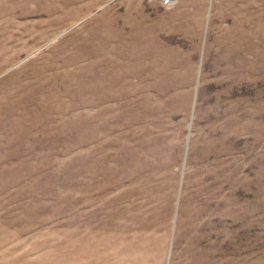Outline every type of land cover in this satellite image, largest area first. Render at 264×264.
I'll return each mask as SVG.
<instances>
[{"label": "rangeland", "instance_id": "1", "mask_svg": "<svg viewBox=\"0 0 264 264\" xmlns=\"http://www.w3.org/2000/svg\"><path fill=\"white\" fill-rule=\"evenodd\" d=\"M0 264H264V0H0Z\"/></svg>", "mask_w": 264, "mask_h": 264}, {"label": "built area", "instance_id": "2", "mask_svg": "<svg viewBox=\"0 0 264 264\" xmlns=\"http://www.w3.org/2000/svg\"><path fill=\"white\" fill-rule=\"evenodd\" d=\"M165 7H171L176 4L177 0H157Z\"/></svg>", "mask_w": 264, "mask_h": 264}, {"label": "bare ground", "instance_id": "3", "mask_svg": "<svg viewBox=\"0 0 264 264\" xmlns=\"http://www.w3.org/2000/svg\"><path fill=\"white\" fill-rule=\"evenodd\" d=\"M117 101H118V100H117ZM95 103H96V102H95ZM99 106H100V105H99ZM102 109H103V108H102ZM97 111H98V107H96V109H95V117H96V120H97V117H98V114H99ZM93 115H94V114H93Z\"/></svg>", "mask_w": 264, "mask_h": 264}, {"label": "water", "instance_id": "4", "mask_svg": "<svg viewBox=\"0 0 264 264\" xmlns=\"http://www.w3.org/2000/svg\"><path fill=\"white\" fill-rule=\"evenodd\" d=\"M199 84V83H198ZM195 105V104H194ZM192 118H193V116H192Z\"/></svg>", "mask_w": 264, "mask_h": 264}]
</instances>
